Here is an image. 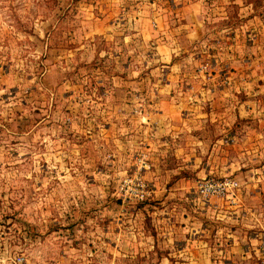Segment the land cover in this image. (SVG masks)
Masks as SVG:
<instances>
[{
    "label": "rangeland",
    "instance_id": "obj_1",
    "mask_svg": "<svg viewBox=\"0 0 264 264\" xmlns=\"http://www.w3.org/2000/svg\"><path fill=\"white\" fill-rule=\"evenodd\" d=\"M185 2L0 0V264H264V0Z\"/></svg>",
    "mask_w": 264,
    "mask_h": 264
},
{
    "label": "crops",
    "instance_id": "obj_2",
    "mask_svg": "<svg viewBox=\"0 0 264 264\" xmlns=\"http://www.w3.org/2000/svg\"><path fill=\"white\" fill-rule=\"evenodd\" d=\"M192 2L194 4L192 3L191 5L188 6H186V2H185V6L183 7V13H182V17H183L182 27L179 28V26H177L178 27L177 32L183 28L182 31L184 33L186 34L189 33V35L192 34L194 36L195 34H198L199 31V28L198 26L195 25V23L200 20V15H199V11H197L199 8L198 0L196 1L192 0ZM166 21L168 20L166 19ZM153 34H159V33L154 32ZM161 45L164 47V44ZM160 113L164 115V126L166 125L172 126V122L168 118L170 115L168 109L163 108L162 112ZM183 126H184L183 120L177 121L178 130L180 128H183ZM258 191L259 190L256 189L253 190L252 192L257 193ZM245 200L246 198H244L243 200L242 196L240 194H237L236 199L232 201L233 203L227 202L226 203L227 205L224 208L219 206L215 210V212H219L218 217H221L222 214H224V218L227 220L228 225H230L229 226L230 235L228 236L231 238V240H227V241L230 242L228 244V249H231V252H240L238 249H240L243 244L245 246H247V244H251V245L257 244L261 232H264V225L262 224L264 221L261 220V217H259V213H261L262 210H260L256 204L254 205V207L250 208L249 206H247V203H245L246 202ZM245 226H248L249 228H254L252 230V234L249 239L247 237H244L242 233L241 235H237L240 231L242 232L243 229H245L244 228ZM234 229L237 230V234H235Z\"/></svg>",
    "mask_w": 264,
    "mask_h": 264
},
{
    "label": "built area",
    "instance_id": "obj_3",
    "mask_svg": "<svg viewBox=\"0 0 264 264\" xmlns=\"http://www.w3.org/2000/svg\"><path fill=\"white\" fill-rule=\"evenodd\" d=\"M203 189L202 193L207 197H212L215 194L227 196L232 193L234 194V192L239 189V183L236 179L225 178L221 181L215 182L214 184L207 183ZM262 249H264V243Z\"/></svg>",
    "mask_w": 264,
    "mask_h": 264
}]
</instances>
